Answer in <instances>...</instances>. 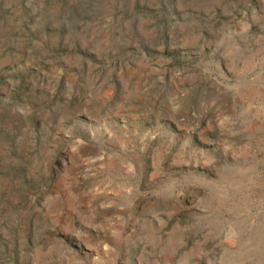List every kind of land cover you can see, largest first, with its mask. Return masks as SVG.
<instances>
[{"label": "rangeland", "instance_id": "obj_1", "mask_svg": "<svg viewBox=\"0 0 264 264\" xmlns=\"http://www.w3.org/2000/svg\"><path fill=\"white\" fill-rule=\"evenodd\" d=\"M0 264H264V0H0Z\"/></svg>", "mask_w": 264, "mask_h": 264}]
</instances>
